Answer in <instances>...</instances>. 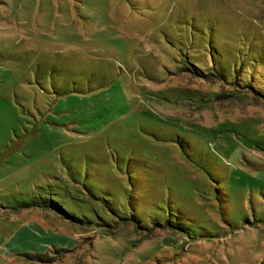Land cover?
Listing matches in <instances>:
<instances>
[{
    "label": "rangeland",
    "instance_id": "obj_1",
    "mask_svg": "<svg viewBox=\"0 0 264 264\" xmlns=\"http://www.w3.org/2000/svg\"><path fill=\"white\" fill-rule=\"evenodd\" d=\"M0 264H264V0H0Z\"/></svg>",
    "mask_w": 264,
    "mask_h": 264
},
{
    "label": "trees",
    "instance_id": "obj_2",
    "mask_svg": "<svg viewBox=\"0 0 264 264\" xmlns=\"http://www.w3.org/2000/svg\"><path fill=\"white\" fill-rule=\"evenodd\" d=\"M192 68L194 69V71H195V73L196 74H198V73H200L199 71H200V69L198 68V67H196V66H192ZM190 70V69H189ZM192 70V69H191ZM34 204H37V203H34ZM37 206H39L38 204H37ZM74 220H78L77 218H74ZM30 234L31 235H33V236H35V237H38V235H36L35 233H33L32 231H30Z\"/></svg>",
    "mask_w": 264,
    "mask_h": 264
},
{
    "label": "crops",
    "instance_id": "obj_3",
    "mask_svg": "<svg viewBox=\"0 0 264 264\" xmlns=\"http://www.w3.org/2000/svg\"><path fill=\"white\" fill-rule=\"evenodd\" d=\"M26 236V235H25ZM33 238H35V239H38L37 237H35V236H33V235H31ZM23 243H25V245H28V238L26 237V239H23V241H22Z\"/></svg>",
    "mask_w": 264,
    "mask_h": 264
}]
</instances>
